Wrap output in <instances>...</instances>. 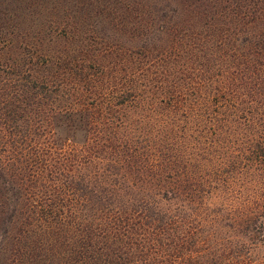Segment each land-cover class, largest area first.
Segmentation results:
<instances>
[{"label": "rangeland", "instance_id": "374dc122", "mask_svg": "<svg viewBox=\"0 0 264 264\" xmlns=\"http://www.w3.org/2000/svg\"><path fill=\"white\" fill-rule=\"evenodd\" d=\"M71 94L92 102L74 120L58 110ZM79 151L86 170L121 172L126 193L160 188L183 254L224 237L248 246L264 207V0H0V264H94L60 258H80L81 241L36 231L16 202L32 172L71 169ZM150 251L114 262L107 249L96 264H157Z\"/></svg>", "mask_w": 264, "mask_h": 264}, {"label": "trees", "instance_id": "16d2710c", "mask_svg": "<svg viewBox=\"0 0 264 264\" xmlns=\"http://www.w3.org/2000/svg\"><path fill=\"white\" fill-rule=\"evenodd\" d=\"M71 96L73 98L72 102L58 108V110L68 115L71 114L74 120L77 117V111L80 113L81 110H88L90 107L88 105H92V102L85 100L76 104L77 96L75 94H71ZM96 123L95 120L93 125ZM89 140H91L90 137ZM63 145L64 143L59 149H62ZM84 146L75 148V151H82L78 148L84 150ZM80 151L72 158L71 165L73 168L71 169L63 167L67 160L65 159L56 161L57 165L54 172L44 174L32 172L29 175L32 180L31 183L27 187L23 186V191L16 199V202L22 199V205L25 208L22 209L23 217L32 220V222H27L31 223L36 231L40 233L48 232L50 231L49 228L54 226L57 232V235L54 234L56 242H59L61 236H64L61 238L63 243L68 246L70 244L76 245L78 240L81 241L80 248L76 250L79 252L80 258L68 253L71 249L57 250V253L60 252L58 254L60 258L68 254L77 263H79L78 260L88 258L94 260V264H96L97 259L102 258L104 254L107 255V249L111 250L109 256L113 257L114 262L117 261L116 258L120 255H124L122 253H135L137 255V253L151 250L147 257L154 258L157 264L164 262L163 258L168 261L167 264H178L186 256L193 257L192 264H221L217 257L220 254L224 256L220 251L224 249V253L226 250L229 251V254L225 255V264H236L237 262H239L238 264H264V253H262L264 251V207L259 208V219L255 218L254 227L248 229L246 237L248 246L245 245L244 240L240 239L229 242L227 237L217 238L214 242L219 246H216L213 242L195 237L193 242L207 241L204 250L206 252L202 254L199 251L195 254L185 255L179 250L182 243L188 241V239L185 240L186 237L183 238L182 230L171 227V231H168L161 225L167 224L172 217L176 216H173L167 208L161 207V204H159L157 194L160 193V188L157 192H145L144 195L135 194L134 188H130L129 192L126 193V189L122 186L125 176L121 172L96 174L98 170H94V172L86 170L85 166H81L83 160L80 158L82 157ZM49 163L48 161L45 165ZM76 167L78 168L76 169ZM39 187L41 188L37 190L36 188ZM80 190L81 192H79ZM161 190L169 191V188H161ZM75 203L84 206L82 213L75 209ZM132 203L139 207L134 212L136 216L133 212L132 215H127L128 208H122L128 207ZM254 217V215L250 216L249 219ZM144 219H148V221ZM132 220L137 221V225L142 231L138 234V238L133 237L130 239V235L125 233V227L127 228L129 221ZM156 221H159V228L157 232H153ZM175 222L176 219L173 223L175 224ZM80 224L84 226L77 231V234L69 236L68 225L78 229L76 226ZM119 227H121V230ZM63 231L65 235L61 234L60 236ZM156 235L163 243L159 246V249L156 248V244L160 243ZM96 236L99 237L97 240H101L100 243H103L100 249L95 246L97 240L94 237ZM255 238L258 243H256ZM108 243L110 245H107ZM258 246H262L263 249L260 253L257 252ZM166 256L170 259H166ZM139 261H146V259L142 258Z\"/></svg>", "mask_w": 264, "mask_h": 264}]
</instances>
